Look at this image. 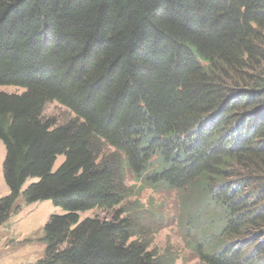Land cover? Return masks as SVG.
<instances>
[{"label":"trees","instance_id":"trees-1","mask_svg":"<svg viewBox=\"0 0 264 264\" xmlns=\"http://www.w3.org/2000/svg\"><path fill=\"white\" fill-rule=\"evenodd\" d=\"M0 85L23 88L0 91V226L62 209L33 264H163L120 209L80 218L130 196L126 172L199 193L203 263L264 264V0H0Z\"/></svg>","mask_w":264,"mask_h":264},{"label":"rangeland","instance_id":"rangeland-1","mask_svg":"<svg viewBox=\"0 0 264 264\" xmlns=\"http://www.w3.org/2000/svg\"><path fill=\"white\" fill-rule=\"evenodd\" d=\"M20 86L0 85V91L19 93ZM43 116L52 118L56 124L64 123L74 117L73 112L57 101L46 102ZM111 151L113 148L108 147ZM4 147L0 142V197L8 193L2 175ZM59 155L54 168L62 161ZM29 178L23 184L35 181ZM125 183L130 188V196L111 210L94 208L81 212L80 218L87 216L110 217L114 210L120 209L123 215L133 218L147 229L149 248L160 257L163 264H205L193 250L199 237V193L191 186L183 190L160 186L156 189L144 185L128 172ZM62 213V209L49 200L24 204L12 213L0 226V264H33L43 255L44 244L40 240L42 227L51 214ZM203 229L217 231L221 220L218 213L209 211ZM215 218L207 222L209 217Z\"/></svg>","mask_w":264,"mask_h":264}]
</instances>
